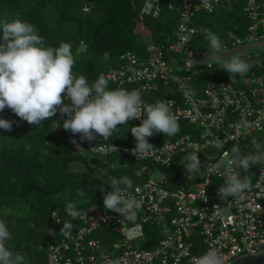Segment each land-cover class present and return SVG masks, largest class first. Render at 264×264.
<instances>
[{
    "label": "built area",
    "instance_id": "built-area-1",
    "mask_svg": "<svg viewBox=\"0 0 264 264\" xmlns=\"http://www.w3.org/2000/svg\"><path fill=\"white\" fill-rule=\"evenodd\" d=\"M165 2L168 9L177 13L170 39H151L142 21L146 16L158 15L160 0H142L135 16L144 28L137 37L143 45V54L139 56L131 50L120 52L116 64L100 75L110 77V88L139 91L145 103L175 101L173 114L177 121L185 122L191 129L153 145L151 153L144 158L133 154L134 145L109 143L99 135L88 141L69 131V142L75 150L87 154L104 158L124 155L135 162L150 161L162 169L157 179L147 175L132 176L130 194L143 202L137 221L142 224V230L144 225H159L167 229V233L150 247H134L125 236L132 225L123 221L122 215L106 210L93 200L82 207L78 225L69 235L65 236L60 230L46 243L45 264H103L105 255L119 260L120 264H196L210 248L218 250L228 261L241 254H264V165H256L252 171L250 190L236 198L229 197L227 201L221 200L217 193V188L223 184L222 176L207 174V169L220 158L233 154V149L243 139L261 133L264 128V50L237 52L251 45H264V0H240V13L247 21L244 34L237 35L231 29L225 31L220 59L239 56L251 65L246 74H237L233 79L212 58L209 43L200 45L192 41L195 35L203 32L192 24L196 12L211 13L217 7L229 10L231 0H211V12L202 0ZM81 9L86 11L87 6ZM205 71L208 76L197 79ZM183 84L194 88L195 95L185 98ZM159 87L167 95L152 97ZM62 99L65 104L71 103L63 93ZM65 118L58 113L60 121ZM127 124H140V120L130 119ZM217 139L223 142L222 149L213 146ZM112 144L117 147V153L111 150ZM193 152L200 157L204 175L198 174L200 178L195 180L198 176L188 173L189 185L183 181L172 182L164 168L170 166L175 155ZM233 167L241 176H246L238 163ZM143 170L142 167L136 172ZM149 172L150 169L146 171ZM49 221L58 224L55 211L49 213ZM99 228L116 239L104 247L93 236ZM50 232L53 235L54 232Z\"/></svg>",
    "mask_w": 264,
    "mask_h": 264
},
{
    "label": "trees",
    "instance_id": "trees-1",
    "mask_svg": "<svg viewBox=\"0 0 264 264\" xmlns=\"http://www.w3.org/2000/svg\"><path fill=\"white\" fill-rule=\"evenodd\" d=\"M141 2L0 0V19L19 17L33 24L38 34L46 40V46L58 47L61 42L69 43L75 59L73 73L84 75L92 83L102 72L116 64L120 52L131 50L139 56L143 54V45L137 41V37L144 32V28L153 41H164L172 36L176 11L168 9L165 0H160L158 15L144 17L143 28L135 16ZM84 5L87 6L86 11L81 9ZM246 22L240 13V0H231L229 10L217 7L211 13L198 11L192 19V24L203 30H211L221 41H224L227 29L243 35ZM192 41L200 45L209 43L203 32L195 35ZM105 53L110 57L107 61L104 59ZM207 76L205 71L197 79L202 80ZM162 95L167 94L160 87L151 94L154 98ZM58 113L36 126L21 120L7 107L0 111V118L12 122L11 131L0 128V219L6 221L11 234L9 249L13 254H23L25 264H45L46 243L57 236L64 222H71L72 230L78 225V219L67 214L66 202H75L79 211L93 200L103 205L105 190L110 189L109 177L119 179L124 175L129 178L134 176L131 169L136 162L130 158L127 167H121L113 162L115 155L104 158L75 150L69 142V131L63 128V122L58 119ZM178 123V133L191 129L185 122ZM138 125H118L108 142L135 146L130 128ZM174 136L156 133L148 141L156 145ZM28 148L30 150H26ZM167 168H173L172 164ZM170 177L172 182L178 184L183 178L173 174ZM41 181L44 183L41 184ZM78 190L85 195L79 197ZM51 211H55L59 218L57 225L49 221ZM50 231L54 232L53 235H50ZM154 231L157 236L151 235ZM143 232L145 238L132 240V246L150 247L167 233V229L159 225H144ZM93 236L104 247L116 239V236L100 228Z\"/></svg>",
    "mask_w": 264,
    "mask_h": 264
},
{
    "label": "clouds",
    "instance_id": "clouds-1",
    "mask_svg": "<svg viewBox=\"0 0 264 264\" xmlns=\"http://www.w3.org/2000/svg\"><path fill=\"white\" fill-rule=\"evenodd\" d=\"M202 2L207 11H213L211 0ZM0 32V111L7 107L21 120L36 126L59 111L62 116H66L63 128L88 141L95 140L97 135L107 140L118 129V125H127L130 119L140 120L138 126L130 128L135 138V147L131 151L137 158H144L153 150L149 137L156 133L172 137L180 131V125L172 112L175 101L145 103L137 90L109 88L110 77L105 75L89 83L84 75L73 73L75 59L69 43L61 42L58 47L46 46V40L38 34V29L19 17L0 19ZM203 32L209 41L212 58L217 60L219 68L225 70L230 79L237 74L243 76L249 71L251 65L239 56L220 59L224 49L220 37L208 29ZM109 58V54L105 53V61ZM181 89L185 98L195 95V89L187 84L181 85ZM62 93L71 101L70 104L63 102ZM0 128L11 131L12 122L0 118ZM255 143L253 141V145ZM213 146L222 149L224 144L217 139ZM111 150L116 153L118 151L113 144ZM233 156L235 159L227 160V167L224 161H220L207 169L209 176H222L223 184L217 188V193L225 201L229 197L240 196L252 187L250 177L241 176L233 165L238 163L239 169L244 172H248L251 166L264 165V150L259 147L246 155L233 149ZM184 160L185 171L204 175L197 153H189ZM109 181L111 190L103 195V207L122 215L123 221L132 225L125 233L129 241L142 238V224L137 221L143 202L130 194L133 189L132 180L124 175L119 179L109 177ZM77 195L83 197L85 193L78 190ZM203 198L206 199L204 192ZM66 211L73 219L81 216L75 202H67ZM72 228L71 222H64L61 230L67 236ZM10 239L7 223L0 219V264H25L23 254H13L9 249ZM227 261L218 250L210 248L197 259L196 264H226ZM103 264H120V261L105 255Z\"/></svg>",
    "mask_w": 264,
    "mask_h": 264
},
{
    "label": "rangeland",
    "instance_id": "rangeland-1",
    "mask_svg": "<svg viewBox=\"0 0 264 264\" xmlns=\"http://www.w3.org/2000/svg\"><path fill=\"white\" fill-rule=\"evenodd\" d=\"M252 50L259 52L261 50H264V46H259L258 48H254ZM253 141L256 142L255 145H253ZM255 147H259L261 150H264V128L261 131V133L250 134L248 137H246V139H244L243 141H241L238 144L236 149L239 150L241 155H246L248 152L253 151L255 149ZM186 155H188V154H184L182 156L181 155H175L171 161L173 168L170 169V168L166 167V168H164V171L169 173V175L173 174V175L179 176V177H182L183 175L186 174L185 178H182V181L184 182L185 185H189L191 183L190 181L187 180V174L189 172L185 171V167H184V157ZM198 158L200 159L199 156H198ZM229 159H235L233 154H228L227 156L220 158L218 160V162L224 161L225 167H227V160H229ZM128 161H129V158L127 156L120 155L118 157H115L113 162H115L118 166L127 167ZM113 162L111 161L110 164L113 165L114 164ZM142 167L144 168L143 171L136 172V169H142ZM201 167H202V164H201ZM254 168H255V166H251V168L248 170V172H245L246 176L250 177V179L252 177V171L254 170ZM148 169H150V172L147 174L146 171ZM131 170L133 172H136L133 175H138L139 178L143 177L144 175H147L151 178L157 179L163 173L162 169H160L158 166L154 165L150 161L136 162L134 165V168H132ZM196 175L198 176V174H196ZM199 178L200 177L198 176L195 180H197ZM130 179L132 180V183H133L134 179L132 177ZM158 231L160 232V230H158ZM154 234L157 236L156 231H154L151 235L153 236Z\"/></svg>",
    "mask_w": 264,
    "mask_h": 264
},
{
    "label": "water",
    "instance_id": "water-1",
    "mask_svg": "<svg viewBox=\"0 0 264 264\" xmlns=\"http://www.w3.org/2000/svg\"><path fill=\"white\" fill-rule=\"evenodd\" d=\"M226 264H264V254H241L233 257Z\"/></svg>",
    "mask_w": 264,
    "mask_h": 264
},
{
    "label": "crops",
    "instance_id": "crops-1",
    "mask_svg": "<svg viewBox=\"0 0 264 264\" xmlns=\"http://www.w3.org/2000/svg\"><path fill=\"white\" fill-rule=\"evenodd\" d=\"M259 46H262V45H251V46H248V47H244L243 49L241 48V49H239L237 52H248V53H250V52H255L254 50H252V49H254V48H258ZM264 46V45H263Z\"/></svg>",
    "mask_w": 264,
    "mask_h": 264
}]
</instances>
